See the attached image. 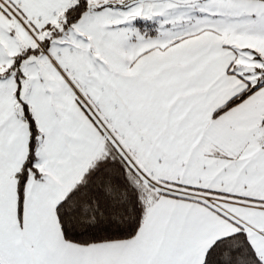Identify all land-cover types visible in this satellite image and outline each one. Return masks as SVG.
<instances>
[{
  "label": "snow or ice",
  "instance_id": "obj_1",
  "mask_svg": "<svg viewBox=\"0 0 264 264\" xmlns=\"http://www.w3.org/2000/svg\"><path fill=\"white\" fill-rule=\"evenodd\" d=\"M0 264H264V0H0Z\"/></svg>",
  "mask_w": 264,
  "mask_h": 264
}]
</instances>
